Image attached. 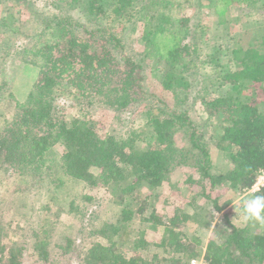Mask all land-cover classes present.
Returning a JSON list of instances; mask_svg holds the SVG:
<instances>
[{"label": "trees", "instance_id": "1", "mask_svg": "<svg viewBox=\"0 0 264 264\" xmlns=\"http://www.w3.org/2000/svg\"><path fill=\"white\" fill-rule=\"evenodd\" d=\"M231 2L236 16L222 21ZM46 4L50 18L20 48L36 72L20 100L11 91L14 70L1 62L14 48L6 31L16 23L10 26L8 0H0V264H264V227L241 209L231 222L226 209L264 169L263 0ZM152 6L157 22L134 49L125 33L147 21ZM188 7L210 14L213 29L191 23ZM148 72L182 105L145 91ZM205 73L211 90L203 96L190 75ZM197 99L201 118L191 112ZM64 102L74 115L67 117ZM97 110L111 112L118 126L99 132L90 116ZM137 115L141 129L131 122ZM211 143L226 154L222 162L213 163ZM179 168L190 171L173 180ZM69 179L83 187L64 208L57 192ZM179 183L194 190L183 204L194 214L159 206V194L175 193L170 185ZM197 200L227 224H213L204 245L186 233L191 222L209 227L207 205Z\"/></svg>", "mask_w": 264, "mask_h": 264}, {"label": "rangeland", "instance_id": "2", "mask_svg": "<svg viewBox=\"0 0 264 264\" xmlns=\"http://www.w3.org/2000/svg\"><path fill=\"white\" fill-rule=\"evenodd\" d=\"M6 1V0H5ZM24 1H27L28 4H26ZM47 0H8V7L7 10H4V14H5V18L7 17V19L10 21V23L12 25L10 26H15L16 23V28L14 27V31L10 33V31H6L7 35H10L13 37L12 39V47L14 46V48H11L9 50L8 53L3 55V59H2V63L7 64V66H11V68H13L14 70V77L11 81V91L13 92L14 96L17 99H22L26 93V91L29 89V87L31 86V83L33 82V80L35 79L36 76V72H35V66L30 63V57L28 58V55H25L24 53H21L20 48L25 46V44H23L24 41V37L27 35L28 32L30 31H36L39 28V22L40 19L42 20L43 16H48V18H50V13L53 12V8L50 4H46ZM46 4V5H45ZM263 4H264V0H263ZM235 5H237V3L235 2H231L229 4V8L227 12H225L220 19L222 21H224L225 19H229L230 16H236L235 12ZM155 6H152V9L150 12H148V16L149 19L147 21L144 20H137L135 21V24L133 26V28H129L128 31L125 33V35L129 38L131 36H133L132 41H130V44L132 46V48L137 49V50H141L142 49V45L140 43V37H141V33H144L145 31L149 30L150 28H153L155 26L156 21V13L155 11ZM33 12H37V13H42L41 14V18L39 17V19H37L34 15ZM146 11H143L141 13L140 16H143L145 14ZM186 16H188L191 20L190 22L192 23H196L198 25L203 24L206 29L208 30H212L214 27L213 24V17L206 13L204 10L202 11H197L195 8L193 7H188L184 10ZM3 13V7L2 5H0V16H2ZM264 14V10L262 12ZM139 16V17H140ZM142 18V17H141ZM252 16L249 17V19H246L244 22L245 24H247L248 26L250 25L251 21H252ZM249 21V23H248ZM234 24H236L237 22H241V21H237L234 20L232 21ZM239 24V23H237ZM248 26L242 31V34L245 33L248 29ZM4 32V31H2ZM241 32V31H240ZM230 34V32H229ZM4 35L0 32V44L1 41L3 40ZM18 51L15 54V51ZM26 51V50H25ZM208 72H213L215 67L211 64L209 65L207 68ZM193 73V72H192ZM150 72L147 73V76L145 78V80L142 83V88L150 93H153L155 95H159L164 101H166L169 104L172 105H182V102H184V100H182L180 97V101L177 98H174L173 94H172V90H164L161 87L160 84V80L155 76V75H149ZM206 76H200L198 75H190V79L192 82V86L193 88L200 94V95H207L210 92V80L207 77L208 73H205ZM237 89V88H236ZM236 89H231V93L235 92ZM197 101V103L195 104V107L191 108L192 109V113H196L199 114L197 115L199 118H201L203 116V113L201 111L202 108H198V101L199 99L195 100ZM192 103V101H191ZM65 104V108H66V115L67 117L72 116L75 114L73 106H69L67 104V102H64ZM191 105V104H190ZM90 112V111H89ZM193 113V116L195 117L196 114ZM90 116L93 118L94 120V124H95V128L99 131V132H107V131H112L116 126H118V122H114V120L112 119V113L109 111H93L91 112ZM126 118V117H125ZM126 121V119H125ZM129 121V119H128ZM133 125H137L138 128L140 127V129L143 127L144 124V118L142 115H137L134 119ZM115 126V127H114ZM211 146L210 148V153H211V159L213 161V163H218L219 161L222 162L224 159H226V154L224 153H220L218 150H216L214 148V146ZM58 158V157H57ZM190 171L189 168H179L173 175H172V179L173 180H182L184 178V175L186 173H188ZM172 180V183L174 184L175 181ZM66 183L63 185V188L59 189L57 192V196H58V201L60 202V205L63 206L64 208L67 206L66 201L69 199L70 196H73L75 194H77L78 192L81 191L83 185L82 182H76L73 180H67L65 181ZM171 184V189L175 191V193H169L166 190H163L162 193L159 194L158 197V203L159 206L163 205L166 209L162 208V211H166L168 208L173 207L174 205H179V206H183L184 202L186 203L193 195L194 190H190V191H185L183 189V185L182 184H175L173 185ZM185 192V193H184ZM241 192V191H240ZM242 193V192H241ZM70 194V195H69ZM69 195V196H68ZM239 195V194H238ZM242 195V194H240ZM239 196H237L238 198L235 199L234 203L232 206H228L226 209L229 211V216L227 217L228 220H230L231 222H236V220H234L236 218V214L241 212V205H239ZM67 196V197H66ZM68 198V199H67ZM195 204L200 205L201 207L203 205H207V207L204 208L205 212L203 211V214L205 215V218H203L202 216H199L200 219L203 218L205 219V221L209 224V227L203 226L204 223H190V229H188L186 231L187 234H194L199 236L202 241H203V245L205 244L206 240L208 239V237H210L212 235V231L211 228L213 227V224L216 223V226L220 229L227 227L226 224V220L221 218L220 214L218 213H214V210L211 209V204L210 202H206L205 201H201V200H197ZM200 203V204H199ZM202 204V205H201ZM199 206V207H200ZM183 208H185V210H187L188 212H191L192 214H194L197 209L195 210V208L192 205H184ZM172 209V208H171ZM168 212H170V210ZM240 210V212H239ZM201 211V210H199ZM198 211V212H199ZM202 212V211H201ZM210 220V222H209ZM191 224H193V227L191 226ZM259 224H261L262 227H264V222H259ZM151 250H154L153 247H151ZM195 263H192V260L190 261L191 264H200L201 259L197 258L195 260Z\"/></svg>", "mask_w": 264, "mask_h": 264}, {"label": "clouds", "instance_id": "3", "mask_svg": "<svg viewBox=\"0 0 264 264\" xmlns=\"http://www.w3.org/2000/svg\"><path fill=\"white\" fill-rule=\"evenodd\" d=\"M239 203L246 221L264 222V195L246 192L240 195Z\"/></svg>", "mask_w": 264, "mask_h": 264}, {"label": "built area", "instance_id": "4", "mask_svg": "<svg viewBox=\"0 0 264 264\" xmlns=\"http://www.w3.org/2000/svg\"><path fill=\"white\" fill-rule=\"evenodd\" d=\"M262 188H264V169H261L257 172L252 184L247 187L244 188L242 192V194L246 193V192H253L256 193L258 191H260ZM195 260H192V263H195Z\"/></svg>", "mask_w": 264, "mask_h": 264}]
</instances>
